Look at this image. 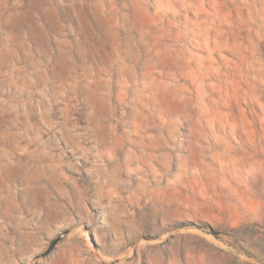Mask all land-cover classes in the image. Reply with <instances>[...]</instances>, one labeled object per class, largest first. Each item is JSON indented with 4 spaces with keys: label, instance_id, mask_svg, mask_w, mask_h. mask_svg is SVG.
Segmentation results:
<instances>
[{
    "label": "rangeland",
    "instance_id": "374dc122",
    "mask_svg": "<svg viewBox=\"0 0 264 264\" xmlns=\"http://www.w3.org/2000/svg\"><path fill=\"white\" fill-rule=\"evenodd\" d=\"M0 264H264V0H0Z\"/></svg>",
    "mask_w": 264,
    "mask_h": 264
},
{
    "label": "water",
    "instance_id": "95a60500",
    "mask_svg": "<svg viewBox=\"0 0 264 264\" xmlns=\"http://www.w3.org/2000/svg\"><path fill=\"white\" fill-rule=\"evenodd\" d=\"M203 228H204V227H203ZM209 229H210L212 232H214L215 234H217V235L221 234L219 231L214 230L212 227H209Z\"/></svg>",
    "mask_w": 264,
    "mask_h": 264
},
{
    "label": "trees",
    "instance_id": "16d2710c",
    "mask_svg": "<svg viewBox=\"0 0 264 264\" xmlns=\"http://www.w3.org/2000/svg\"><path fill=\"white\" fill-rule=\"evenodd\" d=\"M187 224H184V223H180V224H177L176 227H183V226H186ZM205 228V227H204Z\"/></svg>",
    "mask_w": 264,
    "mask_h": 264
}]
</instances>
